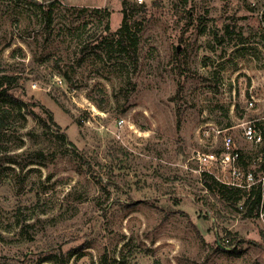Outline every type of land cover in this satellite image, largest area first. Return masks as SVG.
<instances>
[{"label":"rangeland","instance_id":"1","mask_svg":"<svg viewBox=\"0 0 264 264\" xmlns=\"http://www.w3.org/2000/svg\"><path fill=\"white\" fill-rule=\"evenodd\" d=\"M133 2L121 51V0H0V77L25 107L0 119V264H264L248 190L195 158L216 126L251 151L264 0Z\"/></svg>","mask_w":264,"mask_h":264},{"label":"built area","instance_id":"2","mask_svg":"<svg viewBox=\"0 0 264 264\" xmlns=\"http://www.w3.org/2000/svg\"><path fill=\"white\" fill-rule=\"evenodd\" d=\"M138 4L146 3V0H133ZM248 108L254 104L252 96L247 101ZM234 107V106H233ZM264 116L241 120L239 126L243 130V139L250 145L251 151L245 153L235 144L233 135L226 131L234 127H214V137L221 135L218 145L214 142V151L196 153L198 171L202 174L211 175L218 182L241 190H258L260 193L257 215L264 216V170L256 172V166L264 164ZM228 248H231L225 239Z\"/></svg>","mask_w":264,"mask_h":264},{"label":"trees","instance_id":"3","mask_svg":"<svg viewBox=\"0 0 264 264\" xmlns=\"http://www.w3.org/2000/svg\"><path fill=\"white\" fill-rule=\"evenodd\" d=\"M128 0H121V12H122V20L120 23V26L115 30V34H117L116 38L114 39L116 46H118L119 50L121 51H127L128 49V43H127V36L131 39V46H135L138 41L137 33L130 31V9L127 7ZM134 5L144 6L145 3L138 4L135 1L133 2ZM51 6L48 8V16L51 11ZM133 53V51H131ZM131 53V54H132ZM134 54V53H133ZM8 83L7 86H3L4 83ZM14 85L13 78L7 75H2L0 77V98H3L9 102V106H0V119L8 118L9 115L12 114L15 110L19 112L23 107L24 103L21 99H19L17 96H15L13 93L9 91L10 87ZM41 107L48 112V110L41 105ZM25 108V107H24ZM30 111L29 109H25V112ZM49 118H51L50 113L48 114ZM262 131L264 135V125H262ZM211 177V175H210ZM212 178V177H211ZM218 183L220 185V190H224L229 193H233L234 191L237 192L241 189H237L234 187L227 186L225 184H222L218 182L217 180L213 179V182ZM205 186L212 189V184L205 181ZM221 190V191H222ZM246 199L244 200V204H249V211L251 212L253 209L257 211L258 204H259V198L260 193L258 190L251 189L247 193ZM230 252L238 253L235 249H228Z\"/></svg>","mask_w":264,"mask_h":264}]
</instances>
